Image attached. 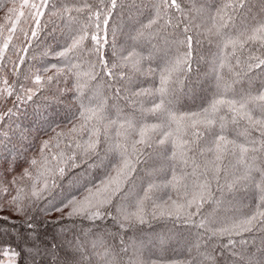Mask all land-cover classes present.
<instances>
[{"label": "snow or ice", "instance_id": "1", "mask_svg": "<svg viewBox=\"0 0 264 264\" xmlns=\"http://www.w3.org/2000/svg\"><path fill=\"white\" fill-rule=\"evenodd\" d=\"M0 12V264H264V0Z\"/></svg>", "mask_w": 264, "mask_h": 264}, {"label": "trees", "instance_id": "2", "mask_svg": "<svg viewBox=\"0 0 264 264\" xmlns=\"http://www.w3.org/2000/svg\"><path fill=\"white\" fill-rule=\"evenodd\" d=\"M3 0H0V6H2ZM3 14L0 12V16ZM204 65H201V69H203ZM31 111V109H29ZM34 118H30L32 120ZM25 123H29V121H25ZM28 144V141L24 142V146L26 147ZM55 216H53V219ZM107 223V222H105ZM88 222L85 221V226H87ZM95 227V226H93ZM111 231H115L114 228H111ZM171 227V224L164 219H155L151 220L150 222L144 224V225H139L135 229L127 230L126 233L124 234V238L128 240L129 242H138V240H146V241H151L152 237H154L157 233H162L167 231ZM116 243H119V240L116 241ZM152 254L153 258H156L157 256L161 255V252L157 247H152ZM168 255L172 256L173 258H183V257H176L175 253L169 252ZM225 264H227V260L225 258Z\"/></svg>", "mask_w": 264, "mask_h": 264}, {"label": "rangeland", "instance_id": "3", "mask_svg": "<svg viewBox=\"0 0 264 264\" xmlns=\"http://www.w3.org/2000/svg\"><path fill=\"white\" fill-rule=\"evenodd\" d=\"M2 17H3V14H1V16H0V21H2Z\"/></svg>", "mask_w": 264, "mask_h": 264}]
</instances>
